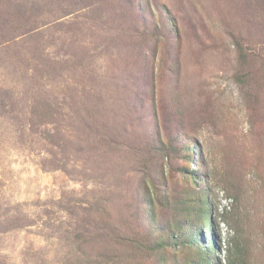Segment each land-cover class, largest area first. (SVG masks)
Listing matches in <instances>:
<instances>
[{"label":"rangeland","instance_id":"obj_1","mask_svg":"<svg viewBox=\"0 0 264 264\" xmlns=\"http://www.w3.org/2000/svg\"><path fill=\"white\" fill-rule=\"evenodd\" d=\"M192 233L264 264V0H0V264H192Z\"/></svg>","mask_w":264,"mask_h":264},{"label":"trees","instance_id":"obj_2","mask_svg":"<svg viewBox=\"0 0 264 264\" xmlns=\"http://www.w3.org/2000/svg\"><path fill=\"white\" fill-rule=\"evenodd\" d=\"M178 128L175 129H181V126L177 125ZM182 137L184 136L183 133H181ZM188 143V142H187ZM186 147L189 148V145ZM170 154V153H169ZM168 147L166 149L165 155L168 156ZM194 193L186 192V196H182L178 198V201L175 202L174 205V211L179 214V223L182 225L183 228H190L195 225H202L210 227V219H211V207L208 204V201L205 199L203 192H200L199 190H195ZM229 191V190H228ZM230 193V192H229ZM231 199L233 200L234 204L237 203L238 196L230 194ZM235 210V209H234ZM228 212H225L221 214V218L224 221H227L229 217ZM232 215V212H231ZM233 217V216H231ZM178 227H174V229H177ZM168 229V226L165 228H162V230L166 231ZM182 230H178V232H181ZM195 237V233H192L191 235L187 236V239L184 241V238H178V240L171 239L172 246H181L182 249L187 250V255H193L195 256L196 260L192 264H205V261L207 264H212V260L208 258L209 250L206 249L205 253L203 255L202 250H198L194 246L193 238ZM163 240V238H162ZM161 240V241H162ZM178 243V244H177ZM157 244V243H156ZM235 247V245H234ZM209 248L213 249L212 244L210 243ZM233 249V248H232ZM228 249L227 257H226V264H237L238 262L237 258H234L232 256L233 250ZM217 264H220L218 262Z\"/></svg>","mask_w":264,"mask_h":264}]
</instances>
